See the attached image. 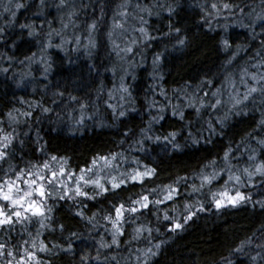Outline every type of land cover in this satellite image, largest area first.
I'll list each match as a JSON object with an SVG mask.
<instances>
[{"label": "trees", "instance_id": "16d2710c", "mask_svg": "<svg viewBox=\"0 0 264 264\" xmlns=\"http://www.w3.org/2000/svg\"><path fill=\"white\" fill-rule=\"evenodd\" d=\"M260 16L264 0H0V137H11L0 185L44 176L51 209L0 227V264L26 249L30 264H145L149 247L148 264H264V176L244 172L264 162V92L249 94L264 87ZM237 190L251 199L215 208L214 194ZM142 196L147 208L133 203Z\"/></svg>", "mask_w": 264, "mask_h": 264}, {"label": "snow or ice", "instance_id": "6c2138e0", "mask_svg": "<svg viewBox=\"0 0 264 264\" xmlns=\"http://www.w3.org/2000/svg\"><path fill=\"white\" fill-rule=\"evenodd\" d=\"M43 2H44V0H41V4H43ZM64 4H65V0H60V6H64ZM23 7H24V5L22 3L16 4L17 9L23 8ZM211 7L213 9H216V8H218V5L213 3L211 5ZM223 8L224 9H230L231 5L228 3H224ZM143 10L146 11L147 9H143ZM168 10L170 13L173 11L172 8H169ZM12 15L15 16V12H13ZM121 15H123V13H121ZM259 19L264 20V16H260ZM116 26L120 27L121 25H116ZM20 27L29 29V32H28L29 36H32L35 34L32 25L23 24ZM95 28H96L95 23L89 25L90 30H94ZM175 31L179 32L180 30L177 28V29H175ZM140 32L142 34L146 35V30L144 28H140ZM78 42L79 41L77 40V43ZM178 43L181 46H183V45H185L186 41L184 39H179ZM220 43L223 45L224 48L230 47L229 41L227 39L221 40ZM47 46L51 47L50 41H49ZM57 47H59V45H57ZM127 51H131V49L129 48V49H127ZM34 55H35V53H33V56ZM28 59H31V57H28ZM158 62H159V56L156 57V60L154 61V63H158ZM5 71H6V69H5ZM47 71H48V69L45 68V72H47ZM252 78L256 79L255 76H253ZM260 80H264V77H260ZM121 88H122L123 92H128L127 87H124L123 85H121ZM258 90L261 92H264V87H262L260 89H257L256 87H252L249 89V94H251L253 92H257ZM61 95H62V93H61ZM244 98L247 99V95ZM72 99L75 100L76 97H72ZM217 103H219V101H217ZM237 103H240V101L237 100ZM44 111L47 112V111H49V109L45 108ZM120 115L124 116L125 113L123 111H121ZM9 116L11 117V113H9ZM181 116H183L182 113H181ZM12 118L14 119V117H12ZM261 123H264V121H261ZM169 135L174 137L175 133H170ZM157 139H159V137H157ZM165 139H168V137H165ZM10 144H11V137L10 136L4 135L3 137H0V149L6 150L10 146ZM260 144L264 145V140H261ZM174 146L178 147V145H174ZM7 155H8V153L6 151L0 150V160L5 159ZM56 159H57V157H55V156L52 157V160H56ZM101 159H104L105 163H107V158L101 157ZM250 159H254V157H250ZM93 163L95 164V161H93ZM43 167L45 169H47L49 167V165L47 163H45L43 165ZM154 172H155V169H147L144 172L136 171L134 174H132L130 176V179H132L134 181L141 180L144 177L152 176L154 174ZM244 172L248 174L249 179H251V177L253 175H256V174H259L260 176H264V162H262L259 165H256L254 168V171H249V169L246 168V169H244ZM61 174H63L62 168H61ZM52 177L54 180L56 177V172H52ZM39 178L41 180L45 179L44 176H40ZM214 178H215L214 176H204L202 179L204 182L209 183ZM229 179L230 180L234 179L237 182H240V180H241V178L239 176H235V177L230 176ZM79 180H83L84 183H86V184L89 183V181L85 180L83 176H81L79 178ZM123 182H124L123 180L117 181V179L114 177L112 180V187L114 189L119 188ZM91 183L94 184L96 187L100 188L102 192L107 191V189L102 184H100L99 181H92ZM27 184H28L29 190L24 192V194L22 196L16 195V193L14 191V186H13L11 181H5L4 185H0V200H3L6 202L4 205H0V227L13 224L14 223L13 217H15L17 221L22 220V219H28V217L26 215H24V213H26V212H30L32 214V216L43 217V216H45L46 211H51V209L45 210L42 202L38 203L34 199H32V200L28 199L29 197H31L33 195V193L38 194L40 197H46L48 195V193L45 189V186L43 184H40L36 187H33L34 185H37V181L35 179L28 181ZM5 188H6V190H5ZM75 195L85 196V195H87V193L83 192L81 190V188L79 186H77V188L75 189ZM172 195H173V190H170L168 192V194L165 196V199H172ZM60 198L63 199L64 197L61 196ZM250 199H251V197L240 192L239 190H237L234 195L229 193L228 191H222L219 194H214L213 204L217 210H220L224 207H237L242 203H247ZM133 203L140 204L141 207L147 208L149 205V198H148V196H142L140 200L134 201ZM156 203H160V201H156ZM258 203L260 204V207L262 209H264V201H259ZM9 205L12 206L11 212L7 211V208ZM18 208L22 209V210H17ZM201 210H204V209L201 208ZM115 211H116L117 219H116V221L113 222L114 226H116L118 224V221L123 217V214L125 211L124 205L121 204L119 207H117L115 209ZM127 211L137 212L138 209L133 207V208L127 209ZM195 215H196V213H190L189 215H187L183 218V222L176 220L175 218H171V220H170V218L167 215H165L164 219L170 220V223L172 225V227L169 229L170 231H177V230L183 229L184 224L187 223L188 221L192 220ZM41 226H43V224ZM61 227H63V226H61ZM118 231H119V228L117 227V232ZM140 231H141V229H137L138 233ZM148 231L151 232V229H148ZM113 243H117L115 237H113ZM161 243H163V242H161ZM32 246L35 248L36 243L33 242ZM160 247H161V244H156L154 246V248L156 250H159ZM4 248H5V246L3 244H0V250H4ZM39 250L40 251H47L48 249L41 242V244L39 246ZM68 250L70 251L71 249L69 248ZM237 251H242V248L237 249ZM7 255L11 256L12 253L7 252ZM156 255H157V251H154L152 247H149L146 250H144L145 264H148V259H150L151 257L156 256ZM25 256H26V259H23L22 261H18V264H30L31 261H35V253L34 252H30L26 249L25 250ZM82 259H83V257H82ZM252 259L255 260L256 257H252ZM9 264H11V262H9ZM36 264H39V262L36 261ZM229 264H230V262H229Z\"/></svg>", "mask_w": 264, "mask_h": 264}, {"label": "rangeland", "instance_id": "374dc122", "mask_svg": "<svg viewBox=\"0 0 264 264\" xmlns=\"http://www.w3.org/2000/svg\"><path fill=\"white\" fill-rule=\"evenodd\" d=\"M30 180H33V179L25 178L23 180V182L12 183L13 186H14V191H15L16 195L22 196L24 194V192L29 190L27 182L30 181ZM35 180L37 181V185H34L33 187H36V186H38L40 184H43L45 186V180L44 179L41 180L40 178H36ZM48 180H50V179H46V181H48ZM5 190H6V188H5ZM28 199L29 200L34 199V200H36L39 203V202L42 201L43 197H40L38 194L33 193V195L31 197H29ZM5 203H6L5 201L0 200V205H4ZM8 208H9L8 211L11 212L12 211V206L9 205ZM17 210H22V209L18 208Z\"/></svg>", "mask_w": 264, "mask_h": 264}, {"label": "clouds", "instance_id": "9594fccd", "mask_svg": "<svg viewBox=\"0 0 264 264\" xmlns=\"http://www.w3.org/2000/svg\"><path fill=\"white\" fill-rule=\"evenodd\" d=\"M175 136H176V133H175ZM175 136H174V137H175ZM174 137H173V138H174ZM174 145H176V144H174ZM174 145H173V147H175Z\"/></svg>", "mask_w": 264, "mask_h": 264}]
</instances>
